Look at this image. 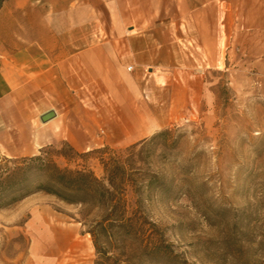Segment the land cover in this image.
<instances>
[{"label": "rangeland", "instance_id": "obj_1", "mask_svg": "<svg viewBox=\"0 0 264 264\" xmlns=\"http://www.w3.org/2000/svg\"><path fill=\"white\" fill-rule=\"evenodd\" d=\"M245 30L240 26L222 41L200 42L182 40L175 28L174 56L159 57L166 66L147 68L136 85L135 71L127 70L126 98L103 82L80 88L76 136L58 134L35 149L34 154L69 142L79 152L105 145L124 151L171 130L137 147L146 159L144 170L159 181L139 204L128 187L129 214L138 217L141 238L107 248L121 264H264V36ZM147 104H155L159 124L147 136H134L130 109L141 114ZM83 164L103 176L96 154L69 165ZM101 214L95 209L87 216L81 204L34 193L0 208V256L30 255L34 225L41 222L46 232L62 231L61 264H95L98 254L87 230ZM71 238L81 244L78 250L65 249Z\"/></svg>", "mask_w": 264, "mask_h": 264}, {"label": "crops", "instance_id": "obj_2", "mask_svg": "<svg viewBox=\"0 0 264 264\" xmlns=\"http://www.w3.org/2000/svg\"><path fill=\"white\" fill-rule=\"evenodd\" d=\"M240 26L247 35L264 36V0H3L0 152L32 155L58 134L73 140L78 90L103 82L126 98V62L134 65L128 71H135V85L147 68L166 66L159 57L174 56L175 28L184 41L219 42ZM142 109H130L134 136H147L159 124L155 104ZM49 110L56 117L42 122ZM35 224L30 255L0 256V264L62 263L61 230ZM46 237L48 246L41 241ZM79 247L71 238L65 249Z\"/></svg>", "mask_w": 264, "mask_h": 264}, {"label": "trees", "instance_id": "obj_3", "mask_svg": "<svg viewBox=\"0 0 264 264\" xmlns=\"http://www.w3.org/2000/svg\"><path fill=\"white\" fill-rule=\"evenodd\" d=\"M169 134L171 130L161 131L150 139L128 146L124 151L105 145L79 152L69 142H63L60 149L47 146L32 155H0V208L12 206L34 193L44 192L68 203L81 204L87 216L99 209L102 212L100 218L87 230L98 254L95 264H121L108 255L107 248L125 239L141 238L139 219L129 214L128 187L138 196L136 204H139L143 193L159 179L157 174L144 170L142 164H146V159L142 156V149L137 151V147L139 144L147 146L155 143ZM94 154L103 168L101 177L86 164L81 168L69 165L79 158L87 161ZM58 158L63 159L66 165L59 164Z\"/></svg>", "mask_w": 264, "mask_h": 264}, {"label": "water", "instance_id": "obj_4", "mask_svg": "<svg viewBox=\"0 0 264 264\" xmlns=\"http://www.w3.org/2000/svg\"><path fill=\"white\" fill-rule=\"evenodd\" d=\"M56 115H57V113L55 110H49V111L45 112L44 114H42L40 116V118H41L42 122H47V121L53 119L54 117H56Z\"/></svg>", "mask_w": 264, "mask_h": 264}, {"label": "built area", "instance_id": "obj_5", "mask_svg": "<svg viewBox=\"0 0 264 264\" xmlns=\"http://www.w3.org/2000/svg\"><path fill=\"white\" fill-rule=\"evenodd\" d=\"M134 69V65H130V66H128V70H133Z\"/></svg>", "mask_w": 264, "mask_h": 264}, {"label": "bare ground", "instance_id": "obj_6", "mask_svg": "<svg viewBox=\"0 0 264 264\" xmlns=\"http://www.w3.org/2000/svg\"><path fill=\"white\" fill-rule=\"evenodd\" d=\"M38 215V214H37ZM34 216H36V215H34ZM39 216V215H38ZM37 217V216H36ZM38 218V217H37ZM39 221H42L41 219H39ZM39 224H41V222H39Z\"/></svg>", "mask_w": 264, "mask_h": 264}]
</instances>
